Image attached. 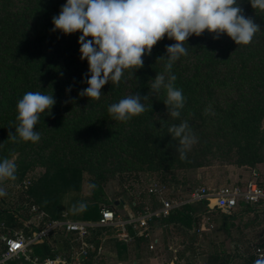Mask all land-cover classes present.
Here are the masks:
<instances>
[{"label": "trees", "instance_id": "1", "mask_svg": "<svg viewBox=\"0 0 264 264\" xmlns=\"http://www.w3.org/2000/svg\"><path fill=\"white\" fill-rule=\"evenodd\" d=\"M65 3L66 0H0V159L14 154L30 157L33 155L38 165L45 170L44 174H49V179H59L62 188L69 192L79 189L81 173L84 171L98 177L117 172L132 175L137 181L140 173H147L153 174V181L169 189L172 196L179 187L188 185L180 184L174 171L177 168H201L205 155H198L197 152L195 154L188 149L186 158L179 159L176 152L178 140H172L167 133L168 126L175 122L173 118L158 111L157 102L154 100L145 101L147 110L127 122L113 121L107 108L136 91L141 96L149 93L150 80L155 78L160 67H164V62H157V58L166 54L167 43L170 45L175 41L163 38L153 47L151 54L143 58V67L135 71L134 79H128L125 73L119 85L110 81L101 89L102 96L98 101L89 100L78 95L87 87L82 80L86 79L84 74L88 72L87 61L80 59L77 43L80 33L67 35L64 39L66 35L52 31V18L59 15ZM238 3L244 15L252 18L258 25L264 12L253 9L249 0H238ZM214 35L205 31L201 36H191L186 41L190 48L186 57L204 50L205 61L186 64L180 58L173 65L172 73L177 77V87L183 90L186 97L182 113L188 108L202 114L204 107L210 108L213 115L208 113L202 117H213L214 123H218L214 130L229 133V148L234 147L237 154L234 164L251 169L252 172L256 171L258 177L260 173L257 165L262 162V158L254 146L264 114V98H241L246 104L254 105L251 108L243 107L237 100L229 97L228 88L232 84L240 85L239 90L243 87L244 81L230 83L235 73L233 69L242 77L249 76L254 90L264 88V25L263 31L255 34L252 42L246 46L236 45L223 34L218 39H213ZM257 58L260 60L255 63ZM69 87L70 92L66 91ZM253 89L248 92H253ZM28 91H44L46 94H51L52 91L56 103L51 108L50 115L42 114L34 129L41 134L40 144L11 143L8 141V134L14 133L17 125L16 105ZM63 100L68 104L72 122L63 121L66 119L59 105ZM262 136L261 141L264 142V134ZM73 149L74 155L68 158L67 152ZM31 168V163H20L17 166V178L11 182L21 184ZM262 178H257L259 186L263 184ZM45 188L39 178L34 185L26 188V193L35 198L33 204H37L38 209L51 219L61 220L62 212L66 210L68 217L78 218L75 221H98L101 207L95 202L87 204V209L82 213H73L72 205L81 202L80 198L65 205L55 199L48 202L50 190ZM40 193L45 195L44 199L37 198ZM0 203V222L12 229L21 228L25 232L37 230L23 225V220H28L27 214L4 206L3 197H0ZM119 205L121 206L120 202L117 207ZM108 207L113 210L116 208ZM131 207L141 214L147 208L158 209L161 204L146 191L137 195L131 202ZM249 208L246 209L250 210ZM211 213L217 215L211 219L212 227L219 223L213 232L222 229L226 233L231 226L233 211L227 213L219 208L209 209L207 201L181 204L167 217L151 218L147 221L146 230L154 224L165 229L171 226L180 227L185 232L194 229L191 233L187 231L192 256L195 255L192 247L196 243L195 231L202 222L201 216ZM144 234L146 233L140 230L133 236L137 248L143 246ZM50 236L51 242L43 240L30 247L32 258H37L38 261L53 258L57 254L56 246L68 247V235L52 232ZM106 240L119 241L116 236L110 235L105 239L104 235L96 233L92 240L94 247L89 254L91 259L96 258L101 244ZM258 244L264 245V239ZM218 246L223 247L222 244ZM219 254L215 248L208 255L205 253L208 257L205 264H225L224 261L227 260L219 259ZM178 255L174 264H179L181 257Z\"/></svg>", "mask_w": 264, "mask_h": 264}, {"label": "clouds", "instance_id": "2", "mask_svg": "<svg viewBox=\"0 0 264 264\" xmlns=\"http://www.w3.org/2000/svg\"><path fill=\"white\" fill-rule=\"evenodd\" d=\"M249 2L253 9L264 11V0ZM51 23L54 32L66 36L80 33L77 40L80 59L87 61L88 72L82 80L87 87L78 95L93 101L101 98V89L110 81L119 85L125 73L128 79H134L135 71L143 67V58L150 55L163 38L175 41L166 46L165 56L157 58V62H164V70L150 80L151 91H164L167 116L173 119L181 118L186 97L183 90L175 86L177 77L172 68L176 61L189 54L188 38L199 37L207 31L215 34L213 39L223 34L236 45L246 46L261 31L252 18L244 15L238 0H66ZM66 91L70 92L71 87ZM149 100L148 93L141 96L136 91L110 104L107 112L114 120L127 122L143 114L147 110L145 101ZM55 103L52 91L51 94L26 92L16 105L17 125L14 133L9 132L8 141L39 142L41 134L34 129L42 114L50 115ZM167 133L172 140H178L176 152L179 159L184 160L186 151L197 142L188 120L169 125ZM16 172L14 160L0 159V184L16 180ZM95 187L94 183L88 185L89 190ZM6 195L5 187L0 186V197ZM86 209L87 203L83 201L72 205L73 213Z\"/></svg>", "mask_w": 264, "mask_h": 264}, {"label": "rangeland", "instance_id": "3", "mask_svg": "<svg viewBox=\"0 0 264 264\" xmlns=\"http://www.w3.org/2000/svg\"><path fill=\"white\" fill-rule=\"evenodd\" d=\"M262 13V11H259ZM264 12V11H263ZM262 20H259V26L260 30L256 34H260L263 31V25H264V16L262 17ZM76 34V33H74ZM70 36V35H69ZM68 37L65 36L64 39ZM168 45V43H167ZM166 55V54H165ZM164 55V56H165ZM263 57V55L261 54ZM205 59L204 57V50H199L196 51L188 57H181L182 63L186 64H193L194 62L200 63ZM260 60V58H257L255 63ZM205 61V60H204ZM181 63V64H182ZM183 65V64H182ZM164 70V67H160L157 73H160ZM234 77L233 81H230L232 84L234 81L236 82H243V87L239 90L240 85L232 84L230 88H228L229 91V97H231L234 101L237 100L243 107H254L252 103H247L244 102L241 98L244 97H250L252 99H256L257 97L264 98V88H257L256 90L253 89L251 82H250V77L249 76H240L236 73L235 69H233ZM175 86L177 87V84L175 82ZM178 88V87H177ZM249 89H253V92H248ZM239 90V92H238ZM148 95L150 96V100H154L157 102L158 105V111L167 116V110L166 107L163 103V101L166 98V95L163 90L160 92H153L151 91V88L149 90ZM60 110L62 111L61 113L64 115L63 120L64 123H69L72 122L71 119V114L70 111L68 110V104L66 101H62L60 104ZM70 107V106H69ZM198 111V110H197ZM213 115V111H211L210 108H203L202 114L198 112H193L190 109H186L183 111L181 118L180 119H173L175 124H179L183 119H187L189 125L191 126L192 132L197 138V142L191 146L189 149L191 152H196L198 155L204 154V160H203V166L198 169H182V168H177L174 173L175 177L179 181L180 184H189L192 187V183L194 182L195 175L198 173H207L208 176H211L213 181V185H217V187L220 186H226L225 182V176L227 173L234 169V168H243V167H237L234 164V161L237 157L236 154V149L229 148L230 147V135L228 132L221 133L218 131L214 130V127H218V123H214V118H207L204 119L207 114ZM203 116V117H202ZM167 117H171L170 115ZM172 118V117H171ZM113 121H117L114 120ZM259 134L257 135V139L255 140V146L254 148L258 151L259 155L262 158V162L257 165L258 171H262L264 173V142H262L261 137L264 134V114L261 118L260 124H259ZM37 144H40V141L37 142ZM75 149L68 151V158L71 157V155H74ZM10 159L14 160L16 165L18 166L20 163H31L32 168L29 170L21 184L14 183L11 181H5L0 186L5 187L7 191V195L3 197L5 199V204L4 206L12 207L15 209H18L22 213H25L28 215V219H30V215L28 212V205H31L35 202L34 197H30L26 193V188L30 185H34L36 181L41 178V185L46 189L50 190L49 193V201H53L54 199L58 202L61 203L62 205H65L67 202L73 200V199H81L83 202H86L87 204L95 202L96 204L99 205V207H108V206H114L115 214H119V207L118 202H121V200H124L126 205L130 208L131 207V202L137 197L138 194L142 192H146L148 190V185L151 182V179H155L153 174H147V173H140L138 175V181L132 177V175H127V174H119V173H107L105 176L98 177L96 174H90L88 171H84L81 173V181L79 184V189L75 192H69L66 191L65 189L62 188L60 185V180L59 179H49V174H44L45 170L38 165V162L36 159L30 156H23L19 154H14L9 157ZM245 168V167H244ZM248 174L250 178H253V172L251 169H248ZM253 180V179H252ZM261 180V179H260ZM264 180V178H262ZM261 180V182H262ZM139 182V185H138ZM94 183L96 185L95 189L89 190L88 185ZM264 185V182H262ZM206 186H208L206 184ZM196 187V186H195ZM179 190H176L172 196H170L169 189L166 190V193L164 195V198H169V199H175L178 201H181L183 199L184 194L183 193V188L179 187ZM183 195V196H182ZM38 199H44L45 195L43 193H40V195H37ZM54 200V201H55ZM115 202L117 204H115ZM1 204V203H0ZM35 204V203H34ZM37 205V204H36ZM35 205V206H36ZM120 206V205H119ZM251 207L257 206V205H250ZM66 212L68 211L64 210L61 215H67ZM213 214V213H211ZM217 216L216 214H214ZM69 220L75 221L78 218L76 217H68ZM46 223V220L44 219L38 226L39 229L44 227V224ZM219 226L218 224L214 225L213 227H210L209 225L206 226V230L210 231L208 234H214L213 230L215 229L216 226ZM96 233H100L101 235H104L106 237L115 236L113 231L107 232V228L104 227H97V229L93 230L91 232V242L95 237ZM215 238V235H213ZM213 240V239H212ZM216 240L219 242L218 244H222L223 252H219L220 256L219 259H225L228 254H225V246H228V239L227 238H220V241L218 238ZM258 243V242H256ZM252 243L249 244L250 249H251V255H253V250L251 247ZM205 247V246H204ZM218 248L221 250L222 248L218 246ZM217 249V248H216ZM204 250V248H203ZM209 253V252H208ZM200 255V253H197V256ZM203 254L201 253V256ZM172 257V255H171ZM208 257L204 255V257L200 258V263L196 264H205V261ZM257 260V258H254ZM190 261H196V257L193 256ZM224 261V260H223ZM258 263L263 264L264 263V258L257 260ZM207 262V261H206ZM225 262V261H224ZM22 264H27V263H22Z\"/></svg>", "mask_w": 264, "mask_h": 264}, {"label": "crops", "instance_id": "4", "mask_svg": "<svg viewBox=\"0 0 264 264\" xmlns=\"http://www.w3.org/2000/svg\"><path fill=\"white\" fill-rule=\"evenodd\" d=\"M247 170L244 167L230 170L225 176L226 186L243 187L249 180L253 179L257 181V178H264V173L261 170L259 171L260 176L257 177L256 171H253V178H250ZM211 181L213 179L207 173H198L195 175L192 187L204 186L209 189L224 187H217ZM182 188L184 197L181 201H184L192 188L189 184L187 186L183 185ZM120 203L121 206L119 207L120 211L118 214L120 222L127 221L138 215L136 210L132 209V207L129 208L124 200H121ZM245 207H250L251 209L249 208L250 210H247ZM214 217V214H204L201 216L202 222L195 231L196 243L192 247L195 253L192 256L196 257V261H190L192 259L190 254L192 252L188 246L189 235L187 234V231L191 233L194 229L185 232L180 227L175 228L171 226L165 229L161 225L154 224L144 231L146 233V237L144 238L145 242L142 244L143 246L137 248L133 236H136L140 229L136 223H125L123 226L116 224L112 227H107V232L113 231L119 241H104L101 244L96 258L91 259L89 257L86 264H174V259H176V255L178 254L181 257L178 260L179 264H196V262L200 263L199 260L204 257L205 253L208 255L212 252L213 248L218 253L223 251V248L221 250L218 248L219 242L216 240L218 238L220 241L221 237L227 238L229 243L228 246H225V254H228V260L224 262L225 264H260L251 255L249 244H254L264 239V206L258 204L257 206L251 207L239 203L238 207L233 210V216L230 220L231 226L228 231L224 233L222 229H218L215 233L213 232L214 234H211V232L209 235L208 232L210 231L206 230V226H213L210 222ZM23 225L29 226L26 223ZM123 234L125 236H122ZM213 235H215V238ZM105 239H107V235ZM151 244L154 245L152 250L149 249ZM2 251L3 244L0 240V253ZM203 252L205 253L201 256ZM197 253H200V255L197 256ZM22 263L16 262L15 264Z\"/></svg>", "mask_w": 264, "mask_h": 264}, {"label": "built area", "instance_id": "5", "mask_svg": "<svg viewBox=\"0 0 264 264\" xmlns=\"http://www.w3.org/2000/svg\"><path fill=\"white\" fill-rule=\"evenodd\" d=\"M167 188L151 180L148 185V194L153 195L159 200L161 207L158 209H145L141 214L120 222L118 215L109 207L100 209V217L97 222L72 221L67 215H62L61 220L51 219L45 212L38 209L34 204L28 205L27 209L30 219L26 224L34 229L25 232L22 229H12L0 222V240L3 244V251L0 253V264H12L23 262L28 264H86L90 252L93 250L91 242V232L97 227H112L114 225L123 226L126 224L136 223L140 230L145 231L147 221L151 218L167 217L170 212L184 203H197L201 201L208 202V208L224 209L228 211L235 210L239 203L244 205L264 206V186H259L255 180H249L243 187L224 186L218 189H209L204 186L192 188L184 201L164 198ZM46 220L44 227L39 229V224ZM60 232L69 236L67 248L55 247L57 254L53 258H45L38 261L37 258L30 256V247L43 240L51 242L50 234ZM122 236H125L124 234ZM146 237V234H144ZM153 244L149 246L152 250ZM253 256L257 260L264 258V245L254 243L251 245Z\"/></svg>", "mask_w": 264, "mask_h": 264}, {"label": "water", "instance_id": "6", "mask_svg": "<svg viewBox=\"0 0 264 264\" xmlns=\"http://www.w3.org/2000/svg\"><path fill=\"white\" fill-rule=\"evenodd\" d=\"M115 204H117V203L115 202ZM222 211L227 212V213L230 212V211L224 210V209H222ZM25 223H26V221L23 220V224H25Z\"/></svg>", "mask_w": 264, "mask_h": 264}]
</instances>
